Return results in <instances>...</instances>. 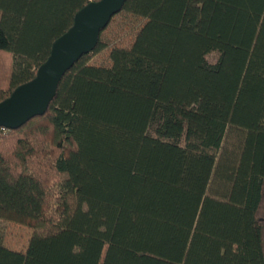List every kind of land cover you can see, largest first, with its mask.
Here are the masks:
<instances>
[{"label":"trees","instance_id":"1","mask_svg":"<svg viewBox=\"0 0 264 264\" xmlns=\"http://www.w3.org/2000/svg\"><path fill=\"white\" fill-rule=\"evenodd\" d=\"M95 1L0 0V102ZM0 221V264H264V0L126 1L0 130Z\"/></svg>","mask_w":264,"mask_h":264},{"label":"water","instance_id":"2","mask_svg":"<svg viewBox=\"0 0 264 264\" xmlns=\"http://www.w3.org/2000/svg\"><path fill=\"white\" fill-rule=\"evenodd\" d=\"M128 0H98L79 10L72 27L52 45L48 59L33 80L16 88L0 102V130H17L45 114L63 76L84 55L91 53L100 32Z\"/></svg>","mask_w":264,"mask_h":264},{"label":"rangeland","instance_id":"3","mask_svg":"<svg viewBox=\"0 0 264 264\" xmlns=\"http://www.w3.org/2000/svg\"><path fill=\"white\" fill-rule=\"evenodd\" d=\"M216 58L217 55L213 54L208 59L213 63ZM32 233L33 231L27 227H20L6 221H0V235L4 236L3 243L8 249L23 251Z\"/></svg>","mask_w":264,"mask_h":264}]
</instances>
